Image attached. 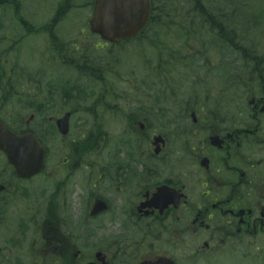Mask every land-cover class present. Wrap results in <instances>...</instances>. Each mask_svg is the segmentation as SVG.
<instances>
[{
	"label": "flooded vegetation",
	"instance_id": "af4514ba",
	"mask_svg": "<svg viewBox=\"0 0 264 264\" xmlns=\"http://www.w3.org/2000/svg\"><path fill=\"white\" fill-rule=\"evenodd\" d=\"M40 1L30 15L9 6L0 52V121L44 150L40 171L23 177L25 158L0 152V264H264V48H235L231 99L212 74L223 70L216 54L202 65L205 100L120 104L113 53L86 52L89 31L47 35L31 21ZM193 64L174 54L164 71L190 76ZM69 91L90 100L55 103Z\"/></svg>",
	"mask_w": 264,
	"mask_h": 264
},
{
	"label": "rangeland",
	"instance_id": "374dc122",
	"mask_svg": "<svg viewBox=\"0 0 264 264\" xmlns=\"http://www.w3.org/2000/svg\"><path fill=\"white\" fill-rule=\"evenodd\" d=\"M7 2V0H4ZM10 2L20 5L21 10L25 9L26 13L30 15L31 6L35 4L41 5L39 0H9ZM63 0H43V18L40 8H37L36 12H31V20L43 21V26L46 25L48 34L50 36L69 37L70 40L77 41L82 40V35L77 33L85 30L88 34V22L91 16V6H87L91 0H71L74 7L64 18L59 19V24L55 28L51 29V23L55 21L54 14L58 4H61ZM246 0H239V3L243 6H247ZM214 12L217 10H223L224 0H205ZM1 3V1H0ZM239 5L238 13L235 14V28L226 30V33H233L238 37V44L243 49H249L252 52L258 53L264 48V26L259 22H256L251 16L250 12ZM34 8H32L33 10ZM233 10V8H230ZM252 9V7H251ZM63 12L64 8H60ZM251 11V10H250ZM9 8H0V46L1 51H7L9 40ZM169 13H174L169 11ZM167 14V16H168ZM182 14H173V21L180 22ZM218 17V16H217ZM219 18V17H218ZM259 20V19H258ZM37 23V22H36ZM177 25V24H176ZM37 26V24H36ZM191 26V27H190ZM178 25L174 26L168 20H161L151 29L147 30L144 37L140 40H135L130 43H123L116 47H110L108 49L102 47L100 39L90 36L89 39L91 48L86 52L99 54L102 56L107 52H112L113 57L108 62H111L112 66L109 69L114 71L123 82L116 84L113 95L118 97L121 91L124 93V102L120 104H180L186 99V95L189 93L195 94L192 96H199V100L203 101L202 87L200 86L204 69L202 67L206 62L213 65L218 62L216 54H222L223 57V70L213 71V75H220L221 79L229 83L223 84L224 97L228 99L232 98L234 94V88L232 86V66L237 61V54L235 51L225 44H221L212 40L209 36L211 30L216 29L215 24L209 19L207 24L202 26L201 23H194L191 25ZM44 29V30H45ZM46 32V33H47ZM86 34V36H87ZM97 43L95 46L94 44ZM84 46V45H83ZM98 48L97 50L95 49ZM93 50V51H92ZM179 54L186 58L194 59L192 75H184L183 67H176L174 72L169 70L165 72V64L169 61L172 55ZM98 57V58H99ZM7 60V59H6ZM9 62V60H7ZM205 61V62H204ZM2 62V61H0ZM28 62V61H27ZM159 65V71L157 66ZM66 69L67 67H63ZM213 66L211 69H216ZM155 69L157 71H155ZM119 71V73H118ZM148 75L149 81L145 83L144 77ZM194 75L198 76L197 80H194ZM65 81H71V77H63ZM194 80V81H193ZM114 86V84H113ZM63 96L66 97L63 99ZM71 100L89 101L90 99L85 93H80L79 96L75 92H65L61 101L67 103ZM160 109L161 106H160ZM8 111L2 115L6 118V122H10L12 118L8 115Z\"/></svg>",
	"mask_w": 264,
	"mask_h": 264
},
{
	"label": "water",
	"instance_id": "95a60500",
	"mask_svg": "<svg viewBox=\"0 0 264 264\" xmlns=\"http://www.w3.org/2000/svg\"><path fill=\"white\" fill-rule=\"evenodd\" d=\"M148 0H95L93 17L90 22L91 31L100 35L102 39L116 42L137 36L149 18ZM21 142L22 146L14 147L11 142ZM34 149L31 154L35 157L33 167L40 165L42 147L31 137H15L2 124L0 125V150L10 157L15 148ZM34 172V171H33Z\"/></svg>",
	"mask_w": 264,
	"mask_h": 264
},
{
	"label": "trees",
	"instance_id": "16d2710c",
	"mask_svg": "<svg viewBox=\"0 0 264 264\" xmlns=\"http://www.w3.org/2000/svg\"><path fill=\"white\" fill-rule=\"evenodd\" d=\"M152 4L154 8H152L150 22H160L162 19L172 21L173 14L175 13L182 14L180 20L193 21L199 18L202 19V21H205V19L206 21H208L209 18H212L214 21L217 20L222 22L223 29L220 38L223 37L224 39H226L228 34H230L226 33V28H228L229 24L232 23L233 20L230 17V9L228 5L224 6L223 10H217L216 12H214L211 7L209 9H206L204 7L205 4L203 0H152ZM187 4H190L192 6L191 12L185 11L184 5ZM169 11L174 13L168 14ZM221 15H223V19L219 17ZM217 16L219 18H217Z\"/></svg>",
	"mask_w": 264,
	"mask_h": 264
}]
</instances>
